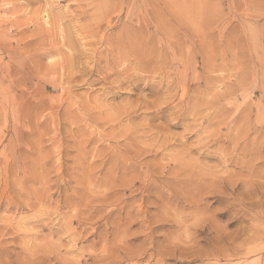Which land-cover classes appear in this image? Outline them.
<instances>
[{
  "label": "rangeland",
  "instance_id": "rangeland-1",
  "mask_svg": "<svg viewBox=\"0 0 264 264\" xmlns=\"http://www.w3.org/2000/svg\"><path fill=\"white\" fill-rule=\"evenodd\" d=\"M0 228V264H264V0H0Z\"/></svg>",
  "mask_w": 264,
  "mask_h": 264
},
{
  "label": "bare ground",
  "instance_id": "bare-ground-1",
  "mask_svg": "<svg viewBox=\"0 0 264 264\" xmlns=\"http://www.w3.org/2000/svg\"><path fill=\"white\" fill-rule=\"evenodd\" d=\"M81 7H82V6H81ZM181 7H182V6H181ZM176 8H177V7H176ZM199 11H200V10H199ZM192 12H193V11H192ZM204 12H205V11H204ZM181 13H182V12H181ZM205 13H206V12H205ZM44 15H45V14H44ZM201 15H202V14H201ZM205 15L207 16L208 14H205ZM202 16H203V15H202ZM158 18H159V17H158ZM208 18H209V17H207V18H205V19H208ZM83 19H84V18H83ZM197 19H198V18H197ZM200 19H201V18H200ZM200 19H199V20H200ZM214 19H215V18H214ZM212 20H213V19H212ZM204 21H205V20H204ZM195 23H196V22H195ZM202 23H203V22H202ZM32 25H33V24H32ZM120 25H121V24H120ZM199 26H200V25H199ZM199 26H198V27H199ZM206 26H207V25H206ZM204 28H205V27H204ZM169 29H170V28H169ZM198 29H199V28H198ZM200 29H201V28H200ZM202 29H203V27H202ZM67 30H68V29H67ZM203 30H204V29H203ZM120 31H121V30H120ZM204 31H206V29H205ZM204 31H203V32H204ZM136 32H137V31H136ZM98 34H99V33H98ZM202 34H203V33H202ZM67 35H68V34H67ZM119 35H120V33H119ZM136 37H137V35H136ZM136 37H134V38H136ZM203 37H204V36H203ZM114 38H115V37H114ZM121 38H122V37H121ZM121 38H119V39H121ZM139 38H140V36H139ZM117 39H118V38H117ZM117 39H116V40H117ZM140 39H141V38H140ZM127 40H128V39H127ZM137 40H138V39H137ZM72 41H73V40H72ZM111 41H112V40H111ZM124 41H125V40H124ZM134 41H136V40H134ZM44 42H45V41H44ZM116 42H119V41H116ZM120 42H121V40H120ZM120 42H119V43H120ZM107 43H108V41H107ZM121 43H122V42H121ZM117 44H118V43H117ZM122 44H124V43H122ZM133 44H134V43H133ZM206 44H207V43H206ZM109 45H110V44H109ZM112 45H113V44H112ZM118 45H119V44H118ZM118 45H117V46H118ZM129 45H130V44H129ZM202 45H203V43H202ZM46 46H47V45H46ZM73 46H74V45H73ZM114 46H115V44H114ZM121 46L123 47V45H121ZM121 46H120V47H121ZM211 46H212V45H211ZM110 47H111V46H110ZM124 47H125V45H124ZM124 47H123V48H124ZM140 47H141V46H140ZM48 48H49V47H48ZM108 48H109V46H108ZM112 48H113V47H112ZM125 48H126V47H125ZM133 48H134V47H133ZM151 48H152V46H151ZM106 49H107V48H106ZM118 49H120V48H118ZM153 49H154V47H153ZM116 50H117V48H116ZM122 50H123V49H122ZM122 50L120 49V51H122ZM134 50H136V49H134ZM150 50H151V49H150ZM58 51H59V50H58ZM132 51H133V50H132ZM148 51H149V50H148ZM25 52H26V50H25ZM49 52H51V51H49ZM111 52H112V51H111ZM111 52H110V53H111ZM113 52H114V51H113ZM118 52H119V51H118ZM123 52H124V51H123ZM139 52H140V51H139ZM146 52H147V51H146ZM211 52H212V51H211ZM214 52H215V51H214ZM79 53H80V50H79ZM79 53H78V54H79ZM81 53H82V52H81ZM83 53H84V51H83ZM133 53H134V52H133ZM133 53H132V54H133ZM150 53H151V52H150ZM38 54H39V53H38ZM213 54H214V53H213ZM74 55H75V54H74ZM80 55H81V54H80ZM110 55H111V54H110ZM113 55H114V54H113ZM113 55H111V56H113ZM243 55H244V54H243ZM83 56H84V55H83ZM215 56H216V55H215ZM114 57H116V56H114ZM134 57H135V56H134ZM117 58H118V57H117ZM67 59H68V63H69L68 65H70L71 67H75L74 65H75V63H76V57H75V56H69ZM79 59H80V58H79ZM79 59H78V60H79ZM112 59H113V58H112ZM134 59H136V58H134ZM143 59H144V58H143ZM147 59H148V58H147ZM241 59H242V58H241ZM116 60H117V59H116ZM111 61H112V60H111ZM80 62H81V61H80ZM105 62H106V61H105ZM109 62H110V61H109ZM114 62H115V61H114ZM138 62H139V61H138ZM106 63H107V62H106ZM112 63H113V62H112ZM136 63H137V62H136ZM139 64H140V63H139ZM68 65H67V67H68ZM83 65H84V64H83ZM105 65H106V64H105ZM114 65H116V64H114ZM242 65H243V64H242ZM242 65H240V67H241ZM86 66H87V65H86ZM129 66H130V65H129ZM245 66H246V64H245ZM245 66H244V67H245ZM40 67H41V66H40ZM136 67H138V66H136ZM210 67H211V66H210ZM238 67H239V65H238ZM76 68H77V67H76ZM105 68H106V67H105ZM140 68H141V67H140ZM246 68H247V66H246ZM135 69H136V68H135ZM73 70H74V69H73ZM133 70H134V68H133ZM241 70H243V69H241ZM241 70H240V72H244V71H241ZM51 71H53V70H51ZM247 71H248V69L246 70V72H247ZM139 72H140V71H139ZM39 73H40V71H39ZM73 73H76V72H73ZM124 73H125V72H124ZM137 73H138V72H137ZM71 74H72V73H71ZM108 74H109V73H108ZM67 75H68V74H67ZM242 75H243V73H242ZM242 75L240 74L241 78H242ZM244 75H246V74L244 73ZM247 75H248V74H247ZM247 75H246V76H247ZM68 76H70V74H69ZM72 76H73V74H72ZM246 76H245V77H246ZM64 77H65V76H64ZM160 77H161V76H160ZM60 79H61V78H60ZM243 79H244V78H243ZM93 80H94V79H93ZM67 81H68V80H67ZM71 81H72V80H71ZM71 81H70V82H71ZM240 81H241V80H240ZM242 81H243V80H242ZM240 83H241V82H240ZM238 84H239V83H238ZM241 85H242V83H241ZM237 88H239V87H236V90H237ZM162 89H163V88H162ZM232 89H233V88H232ZM234 89H235V88H234ZM227 91H228V90H227ZM234 91H235V90H234ZM234 91H233V92H234ZM228 92H232V91H228ZM185 95H186V94H185ZM219 95H220V94H219ZM224 95H225V94H224ZM226 95H228V94H226ZM226 95H225V96H226ZM213 96H214V95H213ZM216 96H217V95H216ZM221 97H223V96H221ZM214 98L217 99L218 97L216 98V97L214 96ZM219 98H220V97H219ZM218 101H219V100L217 99V102H218ZM214 102H215V101H214ZM210 103H211V101H210ZM2 104H3V103H2ZM132 106H133V105H132ZM6 107H7V106H6ZM114 107H115V106H114ZM153 107H154V106H153ZM193 108H194V107H193ZM244 108H245V107H244ZM247 108H248V107H247ZM249 108H250V107H249ZM249 108H248V109H249ZM194 109H195V108H194ZM242 110H243V109H242ZM246 110H247V109H246ZM240 112H241V111H240ZM242 112H244V110H243ZM248 112H249V111H248ZM248 112L246 113V115L248 114ZM241 114H242V113H241ZM241 114H240V115H241ZM243 114H245V112H244ZM243 114H242V115H243ZM182 115H183V114H182ZM243 116H245V115H243ZM247 116H248V115H247ZM247 116H246V117H247ZM121 117H122V116H121ZM198 118H199V117H198ZM213 118H214V117H213ZM216 118H217V115H216ZM240 118H241V117H240ZM208 119H209V118H208ZM241 119H242V118H241ZM241 122H243V121H241ZM137 126H138V125H137ZM147 126H148V125H147ZM190 128H191V127H190ZM132 130H133V129H132ZM116 132H117V131H116ZM148 132H149V131H148ZM131 133H132V132H131ZM203 134H204V133H203ZM240 139H241V138H240ZM209 141H211V140H209ZM211 142H212V141H211ZM200 144H201V143H200ZM157 147H158V146H157ZM39 156H40V155H39ZM44 158H45V157H44ZM253 159H254V158H253ZM90 163H91V162H90ZM199 166H200V165H199ZM83 169H84V168H83ZM33 174H34V173H33ZM15 175H16V174H15ZM76 181H77V180H76ZM217 182H218V181H217ZM76 184H77V183H76ZM44 186H45V185H44ZM107 192H108V191H107ZM38 200H40V199H38ZM40 201H41V200H40ZM38 207H39V206H38ZM194 218H195V217H194ZM211 225H212V224H211ZM3 228H5V226H4ZM3 228H2V229H3ZM199 228H200V227H199ZM0 230H1V228H0ZM4 230H5V229H4ZM1 231H2V230H1ZM257 234H258V233H257ZM255 239H256V238H255ZM134 254H135V253H134ZM200 255H201V254H200ZM202 255H203V254H202ZM198 256H199V255H198ZM222 258H223V257H222ZM157 261H158V260H157Z\"/></svg>",
  "mask_w": 264,
  "mask_h": 264
}]
</instances>
